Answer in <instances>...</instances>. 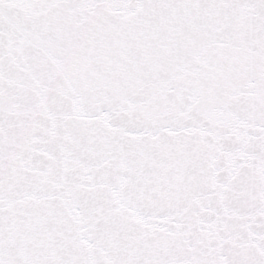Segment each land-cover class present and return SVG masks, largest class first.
<instances>
[{
    "label": "snow or ice",
    "instance_id": "snow-or-ice-1",
    "mask_svg": "<svg viewBox=\"0 0 264 264\" xmlns=\"http://www.w3.org/2000/svg\"><path fill=\"white\" fill-rule=\"evenodd\" d=\"M0 264H264V0H0Z\"/></svg>",
    "mask_w": 264,
    "mask_h": 264
}]
</instances>
